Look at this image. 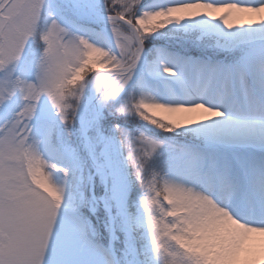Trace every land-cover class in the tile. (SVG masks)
<instances>
[{"label":"snow or ice","instance_id":"1","mask_svg":"<svg viewBox=\"0 0 264 264\" xmlns=\"http://www.w3.org/2000/svg\"><path fill=\"white\" fill-rule=\"evenodd\" d=\"M0 264H264V0H0Z\"/></svg>","mask_w":264,"mask_h":264}]
</instances>
